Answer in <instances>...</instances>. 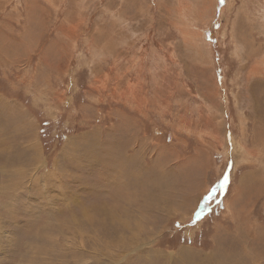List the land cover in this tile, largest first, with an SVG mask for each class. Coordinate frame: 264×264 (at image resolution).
Masks as SVG:
<instances>
[{
	"label": "rangeland",
	"instance_id": "rangeland-1",
	"mask_svg": "<svg viewBox=\"0 0 264 264\" xmlns=\"http://www.w3.org/2000/svg\"><path fill=\"white\" fill-rule=\"evenodd\" d=\"M0 264H264V0H0Z\"/></svg>",
	"mask_w": 264,
	"mask_h": 264
},
{
	"label": "snow or ice",
	"instance_id": "snow-or-ice-1",
	"mask_svg": "<svg viewBox=\"0 0 264 264\" xmlns=\"http://www.w3.org/2000/svg\"><path fill=\"white\" fill-rule=\"evenodd\" d=\"M221 2H223V0H221ZM228 179H229V177H228V174L227 173H225L224 174V176H223V180H222V182L219 184V189H223L226 185H227V183H228ZM214 191H215V189H214ZM196 215H197V217L199 216V213H196ZM180 225H179V223H177V227H179Z\"/></svg>",
	"mask_w": 264,
	"mask_h": 264
}]
</instances>
